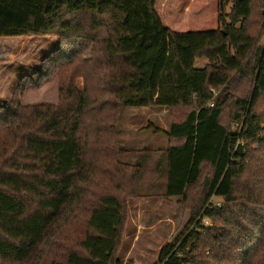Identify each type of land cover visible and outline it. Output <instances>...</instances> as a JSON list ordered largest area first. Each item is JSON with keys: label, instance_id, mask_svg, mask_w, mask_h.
Instances as JSON below:
<instances>
[{"label": "trees", "instance_id": "obj_1", "mask_svg": "<svg viewBox=\"0 0 264 264\" xmlns=\"http://www.w3.org/2000/svg\"><path fill=\"white\" fill-rule=\"evenodd\" d=\"M218 21L219 30L176 32L156 0H0V39L101 45L100 110L184 111L154 170L164 195L189 204L191 215L155 264H264V0H220ZM200 58L208 60L201 69ZM60 93L58 105L0 107V264H37L75 206L86 212V231L76 240L69 232L48 264H122L124 201L115 188L86 203L80 187L90 172L80 139L87 91ZM112 166L108 180L118 178Z\"/></svg>", "mask_w": 264, "mask_h": 264}, {"label": "rangeland", "instance_id": "obj_2", "mask_svg": "<svg viewBox=\"0 0 264 264\" xmlns=\"http://www.w3.org/2000/svg\"><path fill=\"white\" fill-rule=\"evenodd\" d=\"M219 3L220 0H156V10L172 31H210L220 29ZM227 7L230 9L231 4ZM59 39L53 36L0 39V107L58 105L61 88L86 89L88 104L80 132L85 159L90 161L89 179L80 185L86 193L85 202L93 201L94 193L100 196L116 188L126 209L117 258L122 264H155L162 247L184 232L191 215L189 204L164 195L165 180L158 179L154 170L157 157L172 145L166 132L182 119L184 111L158 106L115 108L110 103L100 110L104 96L107 98L102 92L104 72L97 51L101 45L94 47ZM207 63V59L200 58L195 67L201 69ZM100 158L107 163L104 169L102 166L104 173L98 166ZM114 163L120 166L118 178L108 180L105 169ZM136 185L138 189L134 190ZM200 193L196 187L190 196L196 200ZM77 207L74 219L66 217L62 222L57 232L60 239L44 250L42 258L35 260L37 264L56 259L72 241L69 232L73 240L85 233L86 212Z\"/></svg>", "mask_w": 264, "mask_h": 264}]
</instances>
